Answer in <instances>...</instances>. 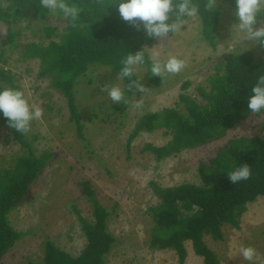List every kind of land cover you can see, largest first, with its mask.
Returning a JSON list of instances; mask_svg holds the SVG:
<instances>
[{"label": "trees", "instance_id": "16d2710c", "mask_svg": "<svg viewBox=\"0 0 264 264\" xmlns=\"http://www.w3.org/2000/svg\"><path fill=\"white\" fill-rule=\"evenodd\" d=\"M67 3L82 9L75 20L64 17L59 11L50 12L40 5V0H0V62L8 51L16 52L13 54L17 55L18 62L39 60L38 77H50V86L65 98L69 120L75 124L77 136L84 140L86 126L79 110L77 91L81 82L86 81L90 86L95 81V76L89 75L88 71L103 67L98 71L99 78L103 77V70L109 68L117 74L128 53L143 50L145 63L139 66L146 70L147 75H152L149 49L161 45L163 38L166 46L176 33L160 39L149 38L142 27L137 30L122 20L118 5L109 0H103V3L98 0H67ZM194 3L199 4L201 34L212 47H216L220 7L216 5L214 9L207 10V0H194ZM218 3L236 7L235 0H217ZM189 19L184 18L182 29ZM258 19L264 21V13ZM24 29H30L32 35L41 32V38L38 41L17 40ZM259 46L262 52L259 59L251 50L225 55L223 61L216 64L215 73L207 77L206 84L196 87L194 95L183 92L176 106L145 113L131 138L139 131L163 130L169 136L165 144L146 143L142 149L161 162L178 156L184 150L196 149L222 138L245 119L264 116V110L257 114L248 109L252 86L260 75H264V46ZM11 56L5 57V63ZM152 78L159 83L160 77ZM132 79H139L142 83L136 73ZM16 82L17 75L0 66V90L12 88L21 91ZM123 83L124 96L140 93L127 89V78ZM191 83V80L185 81L183 88H188ZM125 105L119 102L114 109L120 110ZM44 107L48 113L55 110L51 99ZM63 114L61 116L67 115ZM99 114L94 112L92 116L98 117ZM0 123L7 128V137L21 145L20 154L12 165L0 163V264H4L5 253L23 235L14 228L9 214L25 199L31 184L56 153L36 154L27 140L28 132L22 134L10 128L2 113ZM244 163L250 167V178L232 184L228 173ZM198 176L199 183L187 182L177 186L150 182L159 202L147 211L154 220L149 246L174 250L183 262L188 252L187 242H190L195 253L203 258V264H221L220 256L208 245L205 237L219 241L224 239L225 226L241 229L242 216L250 203L260 196L264 198V138L243 136L231 139L229 144L220 147L215 156L200 162ZM79 185L92 207L91 219L74 209L86 237L85 247L79 255L73 256L47 240L43 262L28 264H105L106 255L115 242L108 230L111 212L101 202L89 180H82Z\"/></svg>", "mask_w": 264, "mask_h": 264}, {"label": "rangeland", "instance_id": "374dc122", "mask_svg": "<svg viewBox=\"0 0 264 264\" xmlns=\"http://www.w3.org/2000/svg\"><path fill=\"white\" fill-rule=\"evenodd\" d=\"M219 7L217 46L212 47L204 39L198 16L190 18L170 43L165 46L163 38L161 45L149 49L151 55L159 53L162 62L169 56L184 60L183 70L178 74H163L157 84L153 75H147L146 70L138 66L136 74L147 90L132 97L124 96L120 103L126 105L120 110L114 109L117 103L114 104L101 89L119 85L124 91L123 81L118 80L110 68L103 70L104 75L100 78L98 71L103 67L91 68L88 74L95 76V81L90 86L86 81L81 82L77 91L79 110L86 126L84 140L77 136L76 126L69 120L65 98L50 86V77H38L40 61L18 62L17 55L13 54L16 52L5 53L0 66L17 75L16 83L21 86L29 104L43 109L42 118L31 122L27 140L36 154L54 152L56 155L31 184L25 202L22 201L9 214L12 225L23 235L5 253L4 264L43 262L47 240L73 256L80 254L86 245V237L74 209L92 218V207L79 185L82 180L92 183L101 202L111 212L108 230L115 242L106 255L105 264L204 263L190 242H187L188 252L183 262L174 250L150 248L154 220L147 211L159 202L150 182L165 186L199 183L200 162L215 156L231 139L243 136L264 138V116L245 119L222 138L196 149L184 150L161 162L142 149L146 143L165 144L169 136L163 130L139 131L133 138L131 136L145 113L176 106L183 92L194 95L196 87L206 84L207 77L215 73L216 64L228 53L251 50L257 59L261 57L259 43L243 40L242 34L233 28L238 22L236 7L226 4ZM41 35V32L32 35L30 29H24L16 38L38 41ZM10 54L11 58L8 57L5 63V57ZM187 80L192 83L184 89ZM49 99L55 106L53 113H48L44 107ZM137 102H141L139 107ZM60 107L62 109L57 111ZM94 112H100L99 116H92ZM61 113L67 115L61 116ZM7 135L6 126L0 123V163L4 166L14 163L21 146ZM205 240L220 256L221 264H264V198L260 196L250 203L242 216L241 229L225 226L223 240L216 241L209 236ZM248 246L256 250L251 261L243 259L240 253L241 247Z\"/></svg>", "mask_w": 264, "mask_h": 264}, {"label": "clouds", "instance_id": "9594fccd", "mask_svg": "<svg viewBox=\"0 0 264 264\" xmlns=\"http://www.w3.org/2000/svg\"><path fill=\"white\" fill-rule=\"evenodd\" d=\"M98 2L103 3V0H98ZM109 2L118 5V12L122 20L129 22L137 30L142 27L146 36L154 39L179 32L185 23L184 18L197 17L200 11L199 4L194 3V0H109ZM40 5L50 12L59 11L64 17H71L73 20L82 11L75 5H69L67 0H40ZM216 5L219 8L220 4H217V0H207L205 8L212 10ZM235 5V16L238 22L233 25V28L242 34L243 40L258 42L264 46V23L258 19L259 15L264 13V0H235ZM149 59L151 60L150 71L153 76L161 77L165 73L178 74L185 67V61L176 56H169L166 61L162 62L159 59V53H155ZM144 63L143 50L128 53L121 61L122 67L116 78L121 81L127 78L129 83L126 87L129 91L135 89L144 93L147 88L140 83L139 79H132L137 67ZM101 91L107 92L114 104L124 99V91L119 85L105 86ZM251 92L252 95L248 98V109L252 113H261L264 110V75L257 78ZM140 103L137 102L136 106L139 107ZM0 113L10 128L23 134L30 130L33 120L42 118L43 109L37 105H30L22 91L3 88L0 90ZM227 176L232 184H237L242 180L249 179L251 170L249 165L244 163L229 172ZM240 253L243 259L251 261L256 255V250L250 246L241 247Z\"/></svg>", "mask_w": 264, "mask_h": 264}]
</instances>
